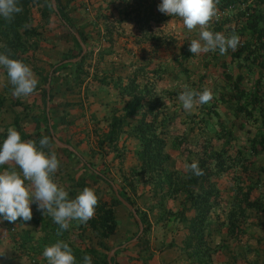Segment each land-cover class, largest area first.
<instances>
[{
  "label": "rangeland",
  "instance_id": "1",
  "mask_svg": "<svg viewBox=\"0 0 264 264\" xmlns=\"http://www.w3.org/2000/svg\"><path fill=\"white\" fill-rule=\"evenodd\" d=\"M64 1H67L68 9L74 11L78 26L82 25L81 21L88 23L91 26L90 33L97 40L101 36L98 32L101 34L102 32L99 31L94 20L97 12L100 11L99 7L95 6L96 1ZM43 7L44 4L40 2L33 1L30 4L32 20L28 25L39 30L40 36L29 38L25 36L23 45L13 49L0 33V53L3 52L11 58L12 51L16 50L19 56L17 59L32 69L34 77L38 81L37 88L32 94L17 97L13 94L14 88L6 70L0 66V99L3 100V107L22 110L20 119L23 122L20 129L31 135L38 145L41 139L38 134L42 135L45 124L39 86L47 87L48 84L42 82L41 75H46L52 64L62 60L64 55L72 47H75L68 29L53 13L50 14V17L45 18L42 14ZM260 7L264 10V3L260 4ZM109 13L112 11L109 10L106 14ZM216 17L217 13L210 21L209 26L213 25L212 22ZM105 20L107 21V19ZM84 30L86 31V26ZM158 33L162 37L173 36L180 42L185 36L199 39V28L189 31L184 27L182 19L176 17H173L167 25L163 24ZM103 37H107L106 34ZM35 41H38L36 47ZM143 43L146 44L141 40L135 41L136 45ZM100 52V48L97 47L93 56L85 63L89 69V75L84 83L70 90H64L62 87L63 91L56 98L57 134L63 140L70 142L74 152H78L97 169L126 187V195L135 201L136 207L147 217L150 224L148 231H143L140 235L138 233L139 236L130 240L132 232L137 230L131 210L123 203L119 204L114 200L108 186L98 178H93L92 173L85 170L79 157L62 150L61 148L64 147L57 143H50L44 150L54 152L60 160V167L54 174V179L62 181V187L69 192L70 197L74 198L80 190L87 186L95 189L99 202L106 201L113 206L118 227L111 238L103 241L110 248L118 247L122 243L125 245L123 248L129 243H137L119 254L120 262L196 264L195 258H188L193 250L188 249L189 246L186 242L187 235L190 234L192 218L196 213L191 210L190 203L182 204L185 197L184 184L188 183V173L193 174L187 165L198 161L200 168L211 167L213 170H224L220 176H211L216 188L219 189L220 196L214 202L208 216L212 239L202 248L203 251H206L202 264H264V210L254 204L248 205V201L254 200L264 203V147L261 142L260 144L255 142L260 133L264 132V126H261L260 121L255 118L248 121L241 117L239 120L244 123L245 128L243 130L241 128L234 129L229 136L226 128L236 117L228 100L225 101L224 98L221 102L214 101L212 94V99L208 103H196L191 110H185L178 98L185 86L190 87L192 84L188 83L185 74H177L169 78L150 76L155 94L160 99L157 133L160 138L165 140L164 151L170 157L166 161V167L174 174L171 193L165 197L161 194L156 196L151 174L145 172L143 173L145 175H142L140 171L141 160L136 153L140 148V141L133 131V123L123 126L117 146H111L109 143L101 144L109 130L113 115L121 116L123 114L120 110L118 114L115 113L116 109L122 105V103L118 105V99L112 103L111 97L104 100L105 96H103L104 102L101 101V91L104 89L116 90L113 86V82L117 79L116 73L123 76L126 74V70L122 66L125 62H122L120 56H115L117 61H114L111 60L112 55L102 58ZM173 53H176V50H173ZM167 54V51L159 50L153 55L154 61H159L163 55ZM203 54L205 53H200L196 60L189 63V67L193 71L191 81H196L194 83H199V86H202L204 90L209 89L211 92L218 88L230 92L231 88L224 86L222 67L217 64L211 65L203 80L199 78L204 73ZM226 59L228 62L231 60L230 56H227ZM78 60L73 59V62ZM103 64L109 66L108 70H102ZM229 71L235 75L234 77L240 73L235 64L229 65ZM250 72L252 74L248 76ZM243 73L247 75L244 85L249 89L255 79L264 71L261 72L257 68L247 66ZM103 80L108 83H102ZM262 82L264 92V76ZM178 87L182 90H179ZM116 97L118 98V92ZM211 108L218 110L219 115L208 116L207 112ZM36 110L40 112L36 113ZM36 116L41 117L40 124L42 126H38L34 120ZM257 116L262 118L260 115ZM29 117L30 121H28ZM9 120L0 117V123H3L0 124V133L1 129L3 130L1 135L6 136L7 129L16 126L15 122L4 123ZM22 139L30 140V137L23 136ZM204 188V185L197 187L200 191ZM166 193L167 191H164L162 194ZM183 206L188 208L183 209ZM48 217L52 220L51 216L48 215ZM228 225L235 226L237 229L231 232L226 229ZM49 235L50 244L52 241L55 243L58 240H63L73 245L74 250H77L73 253L76 257V264L84 262L83 258L86 255L84 248L89 250L94 247L103 250L99 245L102 239L88 228L83 230L78 221L70 222L68 233L59 230L54 233L49 230Z\"/></svg>",
  "mask_w": 264,
  "mask_h": 264
},
{
  "label": "trees",
  "instance_id": "2",
  "mask_svg": "<svg viewBox=\"0 0 264 264\" xmlns=\"http://www.w3.org/2000/svg\"><path fill=\"white\" fill-rule=\"evenodd\" d=\"M33 1H35V3L40 2L44 4L42 14L45 18L50 17V14L53 13L60 20L62 25L68 29L75 43V47H72L71 50L64 55L62 60L52 64L46 75H41V80L45 82V84L49 82V78L51 77V87L50 91H48L46 86H39L45 120V124L43 125L45 130L43 129L42 135L38 134L40 138L47 136L50 139V143H56L51 131V129H53L56 137L70 145V142L63 140V138L59 137L57 134V125L55 124L57 121L55 100L63 89L70 90L84 83L86 77L89 75V69H87L85 63L93 56L94 50L97 47L100 48L102 58H105L106 55H112V44H114L112 39L113 30L118 27L117 23L125 24L130 20V22L139 25L143 31L141 37L136 40L146 42L148 46L144 48L142 55H136V59L133 61L129 63L125 61V63L122 64L126 70V74L123 76L118 74L116 81L113 82V86L118 92V105L122 103V105L116 109L115 113L118 114L120 110L123 114L121 116L113 115L109 130L105 134L101 144L104 145L105 143H109L111 146H117L123 126L133 123V131L136 134V138L140 141V148L137 149L136 153L141 160V174L145 175L143 174L145 172L151 174V178L155 184L154 193L156 196L161 194V196L165 197L170 194L173 190L174 174L173 171H169L166 167V161L169 160L170 157L164 151L165 140L160 138L157 133V119L159 114L158 103L160 99L158 95L155 94L150 76L169 78L177 74H185L188 78V83H192L188 88L196 92H202L204 90L203 87L199 86V83H194L196 81H191L193 71L189 67L190 61L196 60L199 56V54H191L189 51L190 41L196 38L185 36L180 42L173 36L168 35L162 37L158 32L154 31L156 27H162L163 24L167 25V23L173 19V17L158 10V5L161 0H101L102 2L99 10L100 12L102 11L101 15H103L105 19L108 20L105 11L107 12L110 10L114 15L116 14L115 22L107 21L105 31L108 38L104 37L103 43L95 40L92 33H87L83 27L78 26L74 11L68 9L67 1L56 0L57 9H55L52 0H17L21 11L19 13H14L11 18L0 17V33L6 38V42L13 49H17L23 45V38L25 36L28 38L38 37L41 34L39 30L28 25L32 20V15H30V4ZM262 3H264V0H215L217 17L213 20V25H210L209 28L214 32H222L226 36L233 34L238 35L239 45L236 50L229 49L224 56L220 55L218 51L215 53L209 52L203 54L202 65L204 73L199 76V78L201 80L205 78V74H207V70H209L211 65L217 64L222 67V73L225 79L224 86H229L231 91L227 92L224 89L218 88L214 89L212 94L214 95V101L221 102L225 98V101L228 100L231 103L232 110L234 109L236 118L231 121L226 128L229 132V136H231L234 129L241 128L243 130L245 128L244 123L239 120L241 117H244L248 121L255 118V120L260 121L259 124L261 126H264V92L262 82L264 73L255 79L252 87L249 89L244 85V79H246L247 75L243 73V70H245L247 66L257 68L261 72L264 71V10L260 7ZM235 10L236 12H234ZM223 14L224 16L222 17ZM176 18L179 19L180 17L176 16ZM76 32L80 34L84 44L87 46V51L78 61L73 62V59L80 57L83 53V48L76 37ZM98 34L100 35L99 32ZM34 44L36 47L38 41H35ZM159 50L162 52L167 51L168 54L166 56L163 55L159 61H154L153 55ZM173 50H176V53H173ZM12 54L13 56L11 58H19L16 50L12 51ZM227 56L231 58L229 62L226 59ZM232 64H235L240 70V73L236 75V77L229 71V65ZM88 65L90 66V63ZM175 69L177 71H174ZM252 72H250L248 76H250ZM106 82L108 83V81H102L104 84H106ZM194 87L196 88L194 89ZM178 89L182 90L180 87H178ZM2 108L3 100L0 99V110ZM213 114L218 116V110L211 108L207 112L208 116H213ZM257 115H260L262 118H259ZM34 120L38 123V126H42V124H40L42 122L41 117L36 116ZM21 123L22 120L17 117L15 124L21 137L28 136L30 140H33L31 135L20 129ZM255 142H257V144L261 142L262 147H264V132L260 133V136ZM37 146L39 145L37 144ZM61 149L75 157H79L80 161L84 164L85 170L88 173H92L93 178H98L103 184L107 185L109 188L108 190H110L114 196V200L122 204L115 194L114 185H116L120 195L136 208L144 224V232L148 231L150 224L147 217L136 207L135 201L129 195H126L127 189L125 186L111 179L105 172L97 169L78 152H74L69 148ZM254 149H256V147H254ZM201 169L203 170V175L201 176L188 173V183L184 184L185 197L182 203H190L191 210H194L196 213L192 218L190 234L187 235L186 239L187 246H189L188 249L193 250V252L188 255V258H195L197 260L196 264H202L206 255V251H203L202 248L212 239L209 231L208 216L214 202H216L220 196L219 189L216 188L211 176H220L224 171H220L219 169L213 170L211 167H203ZM55 181L60 186H63L62 181L57 179H55ZM199 185L200 187L204 185V190H198L197 187ZM164 191H167V193L162 194ZM252 204L264 210V203L262 201H248L249 206H252ZM187 208V206H183V209ZM131 216L137 225V230L133 231V235L129 238L133 240L138 235L140 226L132 211ZM80 226L83 227V230L86 228L90 229L95 232L96 236L102 239L99 245L103 250H98L94 247L89 250L84 248L86 255L92 257V264H112L108 256L110 251L114 248H110L103 240L111 238L118 227V221L115 218L113 206L106 201H98L94 217L86 224H80ZM43 229L47 232L48 238L50 237L49 230L54 233L58 230L61 231L59 226L55 224L50 217L46 222H43ZM226 229L234 232L237 227L228 225ZM66 232L68 233V230ZM47 244L50 245V242L46 243V245ZM123 244L124 243L118 245V250L111 258L112 262L115 264H135L131 261L122 263L118 258L121 252L137 243H129L125 248L121 247ZM69 245L73 253L77 251L74 250L73 245ZM78 253L80 254V251H78ZM82 264H84V262Z\"/></svg>",
  "mask_w": 264,
  "mask_h": 264
},
{
  "label": "clouds",
  "instance_id": "3",
  "mask_svg": "<svg viewBox=\"0 0 264 264\" xmlns=\"http://www.w3.org/2000/svg\"><path fill=\"white\" fill-rule=\"evenodd\" d=\"M158 10L171 17H180L189 31L199 28V39H193L189 44L191 54L218 51L224 55L239 45L238 35L226 36L209 28L210 21L216 16L215 0H161ZM20 11L17 0H0V17L11 18ZM0 66L6 70L15 96H28L36 90L38 81L23 61L0 53ZM178 98L185 110H191L196 103H208L212 92L209 89L196 92L185 86ZM49 144L47 136L39 140V146L34 140H23L15 127H9L6 136L0 140V166L12 161L19 169L0 170V222L31 221L33 204L37 210L51 216L61 231H67L71 221L86 224L94 217L99 199L95 189L86 186L74 198L70 197L54 179L60 160L54 152L44 150ZM187 167L195 176L203 175L198 161ZM42 255L48 264H76L71 246L63 240L45 246ZM83 261L92 264V257L85 255Z\"/></svg>",
  "mask_w": 264,
  "mask_h": 264
},
{
  "label": "crops",
  "instance_id": "4",
  "mask_svg": "<svg viewBox=\"0 0 264 264\" xmlns=\"http://www.w3.org/2000/svg\"><path fill=\"white\" fill-rule=\"evenodd\" d=\"M85 1H96L95 6H98L99 8V5H101L102 2L100 0ZM101 12H97L96 18L94 20L96 26H98L99 28V31L102 32V34L100 33L101 36H99L97 40L98 42L103 43V36L106 34L105 26L107 25V21L115 22L116 14L114 15V13H109L107 15L108 20L106 21L104 16L101 15ZM105 13L107 12L105 11ZM97 21L100 22L98 23ZM80 23L82 24L81 27L84 28L86 26L87 33L91 32V26L88 25V23H82V21ZM117 25L118 27L113 30L112 34L114 44H112L113 53L111 56V60L117 61L115 56H120L122 62L126 61L127 63H129L130 61L136 59V55H142L144 48H147V44L145 43L141 45L135 44L136 39L141 37L143 31L139 25L130 22V20L125 24L117 23ZM160 28L161 26H158L154 31L158 32ZM115 63L118 64V62ZM108 68V65H102V70H108ZM116 74L118 75V73ZM115 91L116 90L112 89H104L103 91H101V101L104 102L105 99L111 97V102H115L118 99L116 97L117 91ZM103 96H105L104 100ZM35 112L39 113L40 111L36 110ZM21 113L22 110H20V108H9L6 106V108L3 107L0 110V117L3 119H10L9 121H4V123L9 124L10 122L14 123L17 117L20 118L22 116ZM11 117H13V119H11ZM30 117L28 118V121L31 120ZM2 132L3 130L1 129V133ZM1 133L0 140L5 137V135H1ZM3 168H7L9 170L16 169L17 171H19L18 166L15 165V163L12 161H9L4 166H0V170H2ZM32 209L33 218L31 221L23 222L18 220L13 223H9L7 221L0 222V264H48L47 259L42 255V253L45 246L48 245H46V243L50 242V237L48 238L47 232L43 229V222H46L49 217L47 213L43 214L41 211L37 210L36 204L32 205ZM53 242L54 241H52L51 244H53Z\"/></svg>",
  "mask_w": 264,
  "mask_h": 264
},
{
  "label": "water",
  "instance_id": "5",
  "mask_svg": "<svg viewBox=\"0 0 264 264\" xmlns=\"http://www.w3.org/2000/svg\"><path fill=\"white\" fill-rule=\"evenodd\" d=\"M52 3H53L54 8L57 9V1H56V0H52ZM75 34H76V37H77V39L79 40V42H80V44H81V46H82V48H83V53H82V55H84V54L86 53V51H87V46L84 44V42H83V40H82L80 34H79L78 32H76ZM82 55H81V56H82ZM81 56L78 57V58H76V59H74V60H78L79 58H81ZM50 81H51V77L49 78V82H48V84H47V89H48V91H50V87H51V85H50ZM51 131H52V134L54 135V140L56 141V143H57L59 146L64 147V148H69V149H71V150L74 151V148H73L71 145L65 143L64 141L60 140L58 137L55 136V134H54V130H53V129H51ZM114 190H115V194H116V196L118 197V199H119V200H120V201H121L126 207H128V208L133 212V214H134V216H135V218H136V220H137V222L139 223V226H140V232H139V235H140V234L144 231V224H143L142 219L140 218L138 212L136 211V209L134 208V206H133L130 202H128L123 196L120 195V192H119V190H118V188H117L116 185H114ZM139 235H138V236H139ZM124 246H125V245H122V247H124ZM118 248H119V247H115V248L110 252V254H109V257H108V258H109V261H110L112 264H115V263L112 262V259H111V258H112V256L115 254V252L118 250Z\"/></svg>",
  "mask_w": 264,
  "mask_h": 264
}]
</instances>
